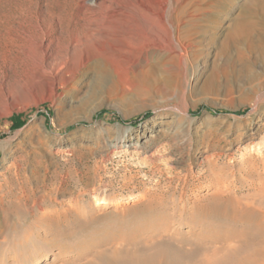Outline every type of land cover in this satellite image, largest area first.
<instances>
[{"label": "rangeland", "instance_id": "obj_1", "mask_svg": "<svg viewBox=\"0 0 264 264\" xmlns=\"http://www.w3.org/2000/svg\"><path fill=\"white\" fill-rule=\"evenodd\" d=\"M18 1L0 11L9 2L17 15ZM22 1L23 52L0 39V264L46 253L43 264H87L166 240L193 250L235 231L201 212L218 191L264 210V97L246 71L262 72V50L244 41L221 52L205 34L188 61L145 53L126 29L134 0H119L116 36L84 27L104 0ZM42 39L67 55L62 70L43 64ZM259 81L264 91V71Z\"/></svg>", "mask_w": 264, "mask_h": 264}, {"label": "bare ground", "instance_id": "obj_2", "mask_svg": "<svg viewBox=\"0 0 264 264\" xmlns=\"http://www.w3.org/2000/svg\"><path fill=\"white\" fill-rule=\"evenodd\" d=\"M134 1V9L139 18L134 19L131 16L132 19L125 20L126 29L140 38L139 47L145 53L154 51L161 54L164 52L170 54L172 58L188 61V58L196 53L194 36L201 38L205 34L214 41L221 39V52H224L231 43L245 41L252 48L255 47L264 53V0H244L240 5L237 0ZM121 3L122 1L114 0L113 3L106 5L105 0L102 1L98 4V9L103 10V13H100L101 15L94 21L85 23L84 27L89 29L88 32H105L116 36L121 32V16L124 8ZM2 7L0 39L7 50L20 54L23 52L24 39L29 37L24 36L26 28L24 30L23 23L19 22L24 11L23 1L19 0L14 6V10L17 11L15 16L12 15L13 8L9 2ZM211 15L214 21L209 24L208 17ZM12 17L17 21L15 25L17 33L14 35L11 33L10 26ZM90 23L96 26L91 27ZM225 28V32L222 33ZM53 41V39L49 41L42 39L36 46L43 52L44 65L47 64L51 70L58 65L62 70L67 64L68 57L66 54H53L50 51ZM78 45H80L78 42L74 45L71 41L67 48ZM262 69L260 72L248 66L246 71L250 89L264 97V91L259 90V80L262 77L264 66ZM51 73L53 76L51 77L53 79L52 93L56 96L61 84L58 82L57 73L53 71ZM218 184L228 189L233 181H222L221 179ZM210 201L211 204L208 207L202 208L203 216L224 222L227 229H235L232 234L226 232L222 237L218 234L207 236L202 240L203 242L196 241L193 250L184 247L189 244L187 242L173 243L169 240L141 248L135 246L114 248L109 252L97 253L94 261L87 264H264V222L261 219L262 215L264 217V210H257L256 206L251 207V203L244 202L243 204V201L230 194H224L222 191L214 194ZM238 222L239 224H236ZM230 242L238 245L230 247L227 245ZM48 259L47 253L35 255L29 264H43Z\"/></svg>", "mask_w": 264, "mask_h": 264}]
</instances>
